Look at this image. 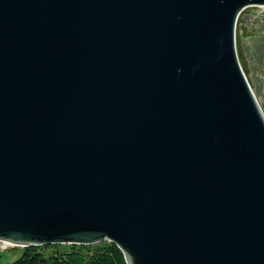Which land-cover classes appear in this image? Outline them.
I'll return each instance as SVG.
<instances>
[{"label":"water","instance_id":"95a60500","mask_svg":"<svg viewBox=\"0 0 264 264\" xmlns=\"http://www.w3.org/2000/svg\"><path fill=\"white\" fill-rule=\"evenodd\" d=\"M258 6L0 0V241L264 264V114L235 41Z\"/></svg>","mask_w":264,"mask_h":264},{"label":"trees","instance_id":"16d2710c","mask_svg":"<svg viewBox=\"0 0 264 264\" xmlns=\"http://www.w3.org/2000/svg\"><path fill=\"white\" fill-rule=\"evenodd\" d=\"M239 19L235 33L236 50L243 72L246 75L242 63V31L238 25ZM263 50L264 47H261L259 53H262ZM49 248H52V251L45 253L44 250ZM0 264L3 263L0 262ZM10 264H127V262L123 252L115 243L104 241L95 245L73 244L63 249H59L58 245L27 246L21 248L19 257Z\"/></svg>","mask_w":264,"mask_h":264},{"label":"rangeland","instance_id":"374dc122","mask_svg":"<svg viewBox=\"0 0 264 264\" xmlns=\"http://www.w3.org/2000/svg\"><path fill=\"white\" fill-rule=\"evenodd\" d=\"M258 10L259 9L257 7H248L247 9H245L240 16V19H239L240 23L238 25L239 27H241L243 40H247L246 42L244 41V45L248 46L249 59H252V65H255L257 68V70H252V73L253 74L255 73V77L259 78L261 82L260 94L255 93V83L252 81V78L250 77V74H251L250 63L248 62V59L246 58V54H245V51L242 45V50H243V62L242 63L246 70L245 76L264 114V68H262V58L264 56V50L262 53L258 52L259 55L257 56V58L255 56L253 57L252 52L249 51V49L254 50V48L259 43H261L260 44L261 47H264V40L261 39L262 35H264L263 34L264 31L260 33L259 31H256L255 33V29L262 30L264 28V23L260 22V18L257 15ZM243 15L248 16V21L250 22L249 29H248V26L246 25V20L242 19ZM256 18H258L259 21H256ZM241 43H242V40H241ZM66 246H68V244H58L59 249H63ZM21 248L22 247L20 246H7L3 244L2 241H0V262L3 264L12 263L21 254ZM50 251H52V248L44 250L45 253H48Z\"/></svg>","mask_w":264,"mask_h":264},{"label":"crops","instance_id":"0c3cea01","mask_svg":"<svg viewBox=\"0 0 264 264\" xmlns=\"http://www.w3.org/2000/svg\"><path fill=\"white\" fill-rule=\"evenodd\" d=\"M263 34H264V33H263ZM242 38H243V35H242V37H241V40H242ZM261 39L264 40V35H262ZM244 41L246 42L247 40H244ZM260 44H261V43H259V44L254 48V50L249 49V51L252 52L253 57L255 56V57L257 58V56L259 55L258 52H259V49L261 48V45H260ZM241 45H242V43H241Z\"/></svg>","mask_w":264,"mask_h":264},{"label":"built area","instance_id":"2783aa9c","mask_svg":"<svg viewBox=\"0 0 264 264\" xmlns=\"http://www.w3.org/2000/svg\"><path fill=\"white\" fill-rule=\"evenodd\" d=\"M259 10H258V12H257V15H258V17L260 18V21H262V19H264V6H258L257 7ZM242 14V13H241ZM241 14H240V16H241ZM239 16V17H240ZM239 17H238V19H239ZM238 21V20H237ZM240 23V22H239Z\"/></svg>","mask_w":264,"mask_h":264},{"label":"bare ground","instance_id":"6f19581e","mask_svg":"<svg viewBox=\"0 0 264 264\" xmlns=\"http://www.w3.org/2000/svg\"><path fill=\"white\" fill-rule=\"evenodd\" d=\"M3 244L7 245V246H12V244L8 243V242H5V241H2Z\"/></svg>","mask_w":264,"mask_h":264}]
</instances>
